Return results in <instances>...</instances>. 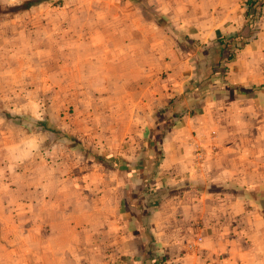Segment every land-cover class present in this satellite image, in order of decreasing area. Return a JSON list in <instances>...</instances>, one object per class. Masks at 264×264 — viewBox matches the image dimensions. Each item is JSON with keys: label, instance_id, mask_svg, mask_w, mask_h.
<instances>
[{"label": "crops", "instance_id": "0c3cea01", "mask_svg": "<svg viewBox=\"0 0 264 264\" xmlns=\"http://www.w3.org/2000/svg\"><path fill=\"white\" fill-rule=\"evenodd\" d=\"M205 15L189 33L203 44L245 34L240 3ZM20 32L0 35V264H140L148 244L157 264H264V64L254 66L264 33L201 88L194 115L165 130L156 175L143 180L138 152L155 148L140 137L162 119L154 109L198 73L182 46L84 33L47 70L25 66ZM27 72L33 80L19 78ZM228 88L240 95L218 93ZM202 136L215 152L194 163L187 143ZM160 173L182 189L157 203L148 191L164 186Z\"/></svg>", "mask_w": 264, "mask_h": 264}, {"label": "rangeland", "instance_id": "374dc122", "mask_svg": "<svg viewBox=\"0 0 264 264\" xmlns=\"http://www.w3.org/2000/svg\"><path fill=\"white\" fill-rule=\"evenodd\" d=\"M27 1L0 0V35H12L18 32L19 28L20 33L24 36V42H26L25 54L22 58L25 66L41 62L43 69L47 70L50 61L64 56L65 44L68 39L72 41L79 35L83 36L86 33L88 36L91 33V35H95V40H100V37H106L114 33V29L116 32L130 38L137 34L136 42L139 44L145 41L144 38L146 37L144 36L147 33H152L154 39L165 38L167 40H164L163 43H169L175 48L181 45V49H184L189 55V60L196 64L198 62L196 55L202 52L204 48L217 44V38L213 44L206 45L199 39L191 37L189 33L195 32V24L200 20L203 21L202 16L206 17L205 14L210 11L219 12L223 15L231 5L240 3L245 8V34L237 32L232 33L228 38L222 36L226 41V47L222 50L221 62L218 66L216 64V72L221 71L223 75H227L228 63L231 59L233 60L235 55L241 52L247 43L257 41L258 36H262L264 33V0H257L253 4H250L248 0H35V3L25 5ZM34 35H36L35 40ZM154 44L157 45L156 40ZM223 52H225V55H223ZM257 57L256 55L255 67L258 65L257 61L262 65L264 64V59L262 58V61H260V58ZM9 75L11 80L16 78L14 74ZM48 75L46 72L41 73V80L48 81ZM33 76L32 72H27L20 74L19 78L31 81L34 79ZM256 86L261 87L260 90L264 91V83H257ZM230 91L239 92L233 88ZM230 91L228 88L218 93L223 96L233 95ZM242 91L245 92V90ZM183 94L180 96H183ZM237 95L240 94H234L233 96L236 97ZM195 97L200 99L201 95L199 96L196 93ZM198 108L199 104L195 112H184L180 115L177 113L179 108L173 111L168 105L164 106L165 110H169L168 115L164 112L165 110L154 109V116L162 119L157 122L154 128L145 131L148 134L147 137L140 138L144 147L155 148V152L148 151V147L147 151L142 148L138 152L139 177L143 180H146V177H155L157 165L163 157L160 148L163 133L166 129L178 126L181 123L180 118L184 114L194 115ZM252 122L251 120L249 122L245 120L242 126ZM236 123L240 124L241 122ZM237 138L239 137H233L232 144L237 143ZM239 140L242 142V138H239ZM254 140L250 143L256 144L257 137H254ZM241 142L239 143L241 144ZM214 143L212 138L209 139L205 136L191 138L187 144L191 148L192 161L197 163L204 159L205 156L202 150L209 151L211 148L215 152ZM253 153L255 152H251V154ZM210 154H213L211 150ZM94 155L101 159L113 160L111 154ZM251 172H253L251 178H256L257 170H251ZM158 176H161L160 179H163L165 183L164 186H154L155 188L167 189V195L169 189L173 192L181 191L182 188L177 183L166 184L168 181L165 174L160 173ZM222 190L235 191L236 186L223 184L220 186V191Z\"/></svg>", "mask_w": 264, "mask_h": 264}, {"label": "trees", "instance_id": "16d2710c", "mask_svg": "<svg viewBox=\"0 0 264 264\" xmlns=\"http://www.w3.org/2000/svg\"><path fill=\"white\" fill-rule=\"evenodd\" d=\"M256 1L257 0H248L250 4H253ZM32 3H35V0H28L25 2V5ZM225 47L226 41L221 37L217 39V44H214L208 48H204L202 52H199L196 55V58L198 59V62L196 63L198 74L185 83L186 88L183 96H175L169 101L167 105L171 107V110L175 111L176 108H179L177 112L179 115L184 112H195L200 102V99L196 98L195 94L198 93L202 86L210 81H213L217 71L216 64L218 66V64L221 62L220 60L222 58V50ZM182 102H184V104H182ZM149 193L152 195V200L158 203L167 196V189L153 188ZM148 245L149 248L145 249V253H148L149 257H147V259L141 260L140 264H157L154 248L151 244ZM149 259L152 261L151 263L150 261H147Z\"/></svg>", "mask_w": 264, "mask_h": 264}]
</instances>
